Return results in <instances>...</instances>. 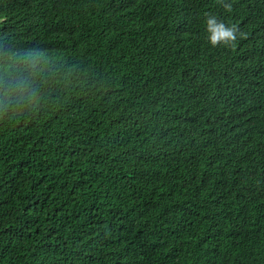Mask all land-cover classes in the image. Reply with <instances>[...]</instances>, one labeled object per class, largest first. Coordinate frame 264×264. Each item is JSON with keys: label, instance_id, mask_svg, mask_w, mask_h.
Here are the masks:
<instances>
[{"label": "trees", "instance_id": "trees-1", "mask_svg": "<svg viewBox=\"0 0 264 264\" xmlns=\"http://www.w3.org/2000/svg\"><path fill=\"white\" fill-rule=\"evenodd\" d=\"M0 264H264V0H0Z\"/></svg>", "mask_w": 264, "mask_h": 264}, {"label": "clouds", "instance_id": "clouds-1", "mask_svg": "<svg viewBox=\"0 0 264 264\" xmlns=\"http://www.w3.org/2000/svg\"><path fill=\"white\" fill-rule=\"evenodd\" d=\"M223 7L229 12H231L232 10L231 4L225 3L223 4ZM205 16H206V31L208 33L207 39L210 45L212 47L222 46L221 48L223 49L219 54L221 56L220 59L216 60V62H225L228 58H231L232 55L238 51L239 47H241L245 43L247 39V34L245 35L243 32H240L235 24L226 25L222 21V19H218L215 15L211 13H206ZM152 52L157 58L170 61V58H161L153 49ZM192 79H193V83H192L193 85L197 84L199 81H203L204 83H207L209 85L217 86L218 88L226 85L224 82L218 80H212L200 76L192 77ZM137 86L140 87L139 85ZM189 86L184 88L174 89L172 93L175 96L176 95L184 96L187 90L189 89ZM257 146H261V144H258ZM242 164H250L248 157H245L237 165L231 167L229 169L230 172L233 173V171ZM204 194L206 193L201 192L200 196ZM199 228H200V224H196L193 227V229H196L197 231L199 230Z\"/></svg>", "mask_w": 264, "mask_h": 264}]
</instances>
